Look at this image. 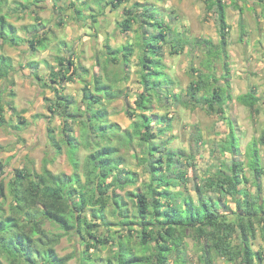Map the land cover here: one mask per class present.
<instances>
[{
    "label": "rangeland",
    "instance_id": "obj_1",
    "mask_svg": "<svg viewBox=\"0 0 264 264\" xmlns=\"http://www.w3.org/2000/svg\"><path fill=\"white\" fill-rule=\"evenodd\" d=\"M15 1L9 0L4 10L12 14L11 8L17 7ZM53 1L54 5L47 0H39L38 4L45 10L36 12L42 18L40 22L36 20L35 12L11 15L9 20L20 28L17 32L19 45H0V54L12 56L15 64L10 79L0 80V89L5 91V99L13 100L19 111L16 113L6 107L7 122L0 127V163L5 171L0 179L4 180L6 187L17 169L35 168L42 172V161L46 156L49 158L48 168L54 173H73L68 153L76 146L70 147L65 141L63 108L52 106V103L61 101V94L71 99L70 111L78 114V118H69L68 122L73 127V137L81 143L79 157L82 161L89 153L82 136L87 119L86 115L83 116V88L89 86V90L94 92L96 78L105 84L112 83L123 96L109 101L99 92L102 102L95 107L107 108L108 120L118 123L122 130L132 128L135 119L128 112H139L135 100L142 91V59L147 58L142 40L154 34L151 29L148 30L149 15L154 12L157 20L169 28L167 36L161 40V52L153 57L159 62L155 69L164 72L172 84L165 85L160 91L161 99L158 94L155 95L149 112L173 118V129L165 134L170 141L168 146L186 154L180 159L181 162H176V167L184 172L185 179H178V184L171 190L181 192L177 199L192 196L196 200L200 194L197 184L202 186V180L213 178L218 170L229 172V166L237 162L241 163L243 174L248 177V182L241 184L240 188H247L259 202H263L264 173L258 181L254 179L250 150L264 129V0H226L228 25L223 51L217 12L214 8L208 9L205 0H122L118 7L111 3L117 0H85L84 5L81 1L76 4L78 6L75 5L76 10L67 0ZM130 16H134L132 26L124 31L121 24ZM33 24L37 31L31 26ZM46 24L51 26L48 30L43 29ZM22 26L27 27L23 30ZM39 29L47 33V47L40 45L34 50L30 41L35 40V34H38V38L42 36ZM172 44L178 47V51ZM216 47L219 50L210 53ZM120 48H124L126 56L123 53L111 54ZM128 49H131L130 54ZM59 58H70L74 62L73 69L68 71L66 65L60 64ZM33 60L39 61V68L29 67L28 63ZM51 70H61L60 84L48 80L49 85L46 86L44 79L34 73L37 71L38 76L48 79ZM199 77L209 81L208 88L198 91L196 98H192L189 87ZM218 87L226 88L229 96L215 102L216 110L211 111L207 100L211 99L213 89ZM12 91L16 92L15 97ZM252 91L260 98L254 108L243 104L238 98ZM51 107L57 109L52 111ZM52 129L62 149L60 154L49 138ZM231 129L237 136L238 149L235 153L222 149ZM163 139L159 138L158 141ZM256 148L264 171V145L256 143ZM120 153L125 157L121 165L124 171L122 175L131 170L136 181L117 191L124 195L126 190L144 189L152 175L148 161L142 160L145 154L138 140H134L131 147H121ZM6 191L8 208L11 195ZM212 195L214 200L221 202V213L233 216L237 210L236 198L241 197V193L222 199L218 193ZM127 200L131 212H136L135 203ZM109 218L115 220L113 216L109 215ZM44 227L50 233H64L57 251L60 255L74 254L68 264L85 263L84 250L88 240L93 239L91 236L85 234L86 239H83L78 231L64 232L49 220ZM134 228L140 231L138 225ZM110 230L118 234L126 233L117 225ZM102 232H105V228L99 227L95 231L97 234ZM134 240L140 244V238L136 235ZM239 242V238L234 239V243ZM251 245L255 251L264 253L259 225ZM115 250L117 247L114 243L98 245L88 252L92 259L86 264H109L110 261L118 264L113 258ZM177 252L180 254L179 260L172 253L168 264H204L202 245L191 232L186 234ZM215 260L216 264H241L220 256ZM256 264H264V260L256 259Z\"/></svg>",
    "mask_w": 264,
    "mask_h": 264
},
{
    "label": "trees",
    "instance_id": "obj_2",
    "mask_svg": "<svg viewBox=\"0 0 264 264\" xmlns=\"http://www.w3.org/2000/svg\"><path fill=\"white\" fill-rule=\"evenodd\" d=\"M37 1L39 0H17V7L11 8L10 14L4 10L9 0H0V45H19L18 27L9 17L15 13L26 14ZM79 1L85 4V0H73L72 6ZM121 2L122 0H117L111 3L118 7ZM205 3L208 9L214 8L217 12L223 51L228 25L226 0H205ZM149 18L148 30L151 29L154 34L151 38L147 36L142 40L147 58L142 59V91L137 94L135 100L139 112L126 110L130 115H134L132 128L122 130L118 123L108 120L107 108L95 107L102 102L99 92L109 101L123 96L112 83L105 84L96 78L94 92L89 90V86L83 88V116L86 115L87 119L82 136L85 138L83 144L89 149L83 161L79 157L81 143L73 137V127L68 122L69 118H78V114L70 111L71 99L61 94L58 105L52 103V106L54 104L63 108L65 141L70 147H77L68 153L73 173H54L48 168L49 158L46 156L42 161V172L36 171L35 168L17 169L7 187L4 180L0 179V264H68L74 254L60 255L57 251L64 233H50L46 230L44 224L47 220L59 225L64 232L78 231L83 239H86L85 234L93 238L86 243L84 264L92 259V255L88 254L90 249H95L98 245L107 246L109 243H114L117 247L113 258L118 264H168L172 253L176 254V260H179L180 254L177 251L189 232L202 245L204 264H216L217 256L241 264H256V259L261 262L264 260V253L255 251L251 245L252 239L256 237L257 225L264 241V200L259 202L247 188H240L241 184L248 182L241 163L233 162L229 166V172L218 170L213 178L202 180V186L197 184L200 194L196 200L192 196L177 199L181 192L171 190V187L178 184V179H185L184 172L176 167V162H181L180 159L186 154L168 146L170 141L166 139L165 134L173 129V118L149 112L155 95H159L165 85L172 84V80L164 72L155 69L159 62L153 59L161 52V40L167 36L169 28L157 20L154 12ZM133 20L134 16L126 18L121 24L122 29L128 31ZM31 26L36 30L34 24ZM46 34L42 33L39 38L38 34L33 36L35 40L30 43L34 50L40 45L47 47ZM174 46L172 44V47ZM174 48L178 51V47ZM123 50L124 48L113 50L111 54L123 53L126 56ZM128 50L130 54L131 49ZM216 50L219 48L211 49L210 53H216ZM59 61L67 66L68 71L73 69L74 62L70 58H59ZM36 63L29 62V67ZM14 70L13 57L0 54V80L8 81L10 73ZM36 75L44 79V85H49L47 78L38 76L37 71ZM59 76L61 70H51L49 80L56 85L60 84ZM208 84L209 81L199 77L189 87L191 97L196 98L198 91L207 89ZM4 93L5 91L0 89V127L7 122L6 107L13 112H19L13 100L5 99ZM11 94L15 97L16 92L12 91ZM228 94L226 88H214L211 99L207 100L210 110L215 111V102L224 100ZM238 98L251 108L260 100L253 91L241 94ZM55 109L57 108H50L52 111ZM53 132L52 129L49 138L52 146L57 147L56 152L60 154L62 149ZM159 138H164V141H158ZM134 140H138L141 145L145 154L142 160L148 161L152 176L150 181L145 183L144 189L126 190L123 195L117 189H125L136 180L131 170L122 175L124 171L121 165L125 162V157L120 153V148L131 147ZM256 143L264 145V129L250 150V165L254 170V179L258 181L264 171L260 166ZM237 145V136L231 129L222 149L224 152L231 150L235 153ZM4 173V167L0 163V176ZM108 179L110 180L107 181ZM6 190L11 195L8 208ZM212 193H218L220 199L228 195L236 197L241 193V197L236 198L237 210L233 212V216L221 213V202L214 200ZM127 198L135 203L136 212H131ZM109 207L112 208L108 210ZM109 215L115 220H111ZM113 225L124 229L126 233L111 231ZM135 225L140 227V231L135 230ZM99 227L105 228V232L95 233ZM134 235L140 238V244L134 240ZM235 238H239L240 242L234 243ZM109 264L113 262L110 261Z\"/></svg>",
    "mask_w": 264,
    "mask_h": 264
},
{
    "label": "crops",
    "instance_id": "obj_3",
    "mask_svg": "<svg viewBox=\"0 0 264 264\" xmlns=\"http://www.w3.org/2000/svg\"><path fill=\"white\" fill-rule=\"evenodd\" d=\"M19 1H24V0H19ZM30 1L32 2V1H34V0H30ZM47 1H49V3L51 2L50 4H52V5L55 4V1H53V0H52V1H51V0H47ZM38 2H39V1H37L36 4H33L32 7H31V9H30L29 11H30V12H35L34 14L36 15V20H38V22H40V21L42 20V18H40V17H41L40 14H37L36 12L39 11V10H40L39 12H43L44 8H41L42 6H40V4H38ZM72 2H73V0H67V3H68V4L70 3L71 7H73V8L76 10V6H78V5H76V6H72ZM79 2H80V1H79ZM77 3H78V2H77ZM77 3H76V4H77ZM44 11H45V10H44ZM27 13H28V12H27ZM20 14H23V13H20ZM15 25H16V24H15ZM16 26H17V25H16ZM17 27H18V26H17ZM50 27H51V26H50L49 24H46L45 27H44L43 29L46 28V29L48 30ZM21 28L24 30V29H25V26H22ZM19 29H20V28L18 27V31H19ZM43 29H42V30H43ZM42 30L39 29L38 32H41V33H42V32H43ZM63 43H66V42H63ZM33 61H36V62H37V63L35 64L36 66L30 67V68H35V69L39 68V61H38V60H33ZM28 65H29V63H28ZM23 66H24V65H23ZM40 66H41V65H40ZM34 73H36V72L34 71ZM49 79H50V77L48 78V80H49Z\"/></svg>",
    "mask_w": 264,
    "mask_h": 264
}]
</instances>
